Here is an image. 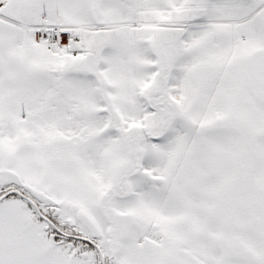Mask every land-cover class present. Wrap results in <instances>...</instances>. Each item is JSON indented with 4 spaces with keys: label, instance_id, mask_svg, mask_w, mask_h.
<instances>
[{
    "label": "snow or ice",
    "instance_id": "6c2138e0",
    "mask_svg": "<svg viewBox=\"0 0 264 264\" xmlns=\"http://www.w3.org/2000/svg\"><path fill=\"white\" fill-rule=\"evenodd\" d=\"M0 264H264V0H0Z\"/></svg>",
    "mask_w": 264,
    "mask_h": 264
}]
</instances>
